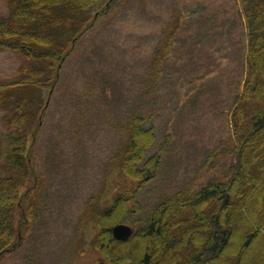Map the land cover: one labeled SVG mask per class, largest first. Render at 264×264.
Instances as JSON below:
<instances>
[{
    "label": "rangeland",
    "instance_id": "1",
    "mask_svg": "<svg viewBox=\"0 0 264 264\" xmlns=\"http://www.w3.org/2000/svg\"><path fill=\"white\" fill-rule=\"evenodd\" d=\"M8 1L0 0L1 19L10 15ZM176 23L163 59L164 36ZM246 52L239 0H123L99 18L75 44L46 105L37 143V170L46 183L39 218L22 248L0 264H108L94 245L96 221L84 228L81 222L90 199L104 208L128 189L115 160L135 116L155 130L147 157L162 156L139 193L136 219L176 191L228 178ZM23 62L20 52L0 49V82H14ZM4 110L3 149L10 133ZM260 246L256 264L264 263Z\"/></svg>",
    "mask_w": 264,
    "mask_h": 264
},
{
    "label": "trees",
    "instance_id": "2",
    "mask_svg": "<svg viewBox=\"0 0 264 264\" xmlns=\"http://www.w3.org/2000/svg\"><path fill=\"white\" fill-rule=\"evenodd\" d=\"M122 1L11 0L10 15L0 18V49L18 51L26 59L14 82H0V106L10 110L4 121L14 130L9 149L0 152V259L24 243L39 218L46 183L37 170V143L49 93L75 44ZM240 1L248 45L244 86L232 112L231 174L195 192L176 191L145 219H136L142 211L139 193L157 175L162 156L159 151L147 157L155 130L135 116L115 160L128 189L118 192L109 207H97L92 198L82 218L97 221L95 246L111 264H256L257 252H262L264 0ZM176 24L164 36L163 59L179 29ZM122 221L146 224L138 226L131 239L119 242L112 228Z\"/></svg>",
    "mask_w": 264,
    "mask_h": 264
},
{
    "label": "water",
    "instance_id": "3",
    "mask_svg": "<svg viewBox=\"0 0 264 264\" xmlns=\"http://www.w3.org/2000/svg\"><path fill=\"white\" fill-rule=\"evenodd\" d=\"M112 233H113V236L116 239L125 241L128 238H130V236L133 233V230L128 225H125V224H117L116 226L113 227Z\"/></svg>",
    "mask_w": 264,
    "mask_h": 264
}]
</instances>
